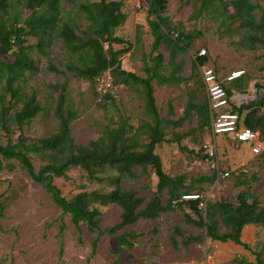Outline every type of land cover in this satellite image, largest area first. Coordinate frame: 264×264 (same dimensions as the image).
<instances>
[{
  "label": "rangeland",
  "instance_id": "rangeland-1",
  "mask_svg": "<svg viewBox=\"0 0 264 264\" xmlns=\"http://www.w3.org/2000/svg\"><path fill=\"white\" fill-rule=\"evenodd\" d=\"M108 1H123V11L131 17L129 22L116 31L118 37L135 46L121 58V66L128 72L144 77L143 65L149 60L154 42L147 24L146 0ZM9 3L11 9L7 19L10 24L18 22L22 25L33 13L25 0H9ZM86 3L87 0L64 3L61 20L65 23L75 22L80 30H85L90 23L80 12V6ZM256 3L264 8V1L258 0ZM201 4L202 0H168L166 16L175 30L198 36L193 51L179 59L184 61L186 66L183 75L187 78L192 75L193 62L202 50H206L208 65L219 69L223 79L236 71H243L255 78L245 94L236 93V99L241 103L239 105L262 99L264 93L258 97L253 86L259 83L264 88V75L260 73V69L264 68V47L257 46L251 51L243 46L242 42L250 33L238 29V25L234 28L227 25L221 27L224 18L207 12L200 13ZM228 11L229 14L233 13L231 7H228ZM261 15L262 12L257 11L258 18ZM139 35L141 43L136 45ZM28 44L34 47L31 58L38 72H27L18 82V86L24 96L36 92L43 111L24 128L23 139L33 142L58 131L55 111L62 93L68 96L79 114V118L72 124L75 143L86 146L99 139L109 125L108 118L113 116L114 112L104 111L100 107L102 97L97 95L95 86L65 71L66 65L78 63V60L72 58L65 50L63 41L56 34H52L43 51L36 47V38L29 36ZM121 48L123 46H115L116 50ZM159 53L168 60L169 54L164 47H161ZM194 82H197V78L188 84L177 86L158 87L154 83L157 88L156 102L163 119L167 120L172 116V113L168 115L169 102L178 113L186 107L187 93L194 88ZM3 92L0 85V94ZM200 93L206 95V90ZM9 100L10 96H7V101ZM116 107L134 128H139L143 121H149L145 101L136 89L121 86L116 96ZM178 113H175L173 118H180ZM117 121L119 122V117ZM14 130L10 136L0 130V144L6 145L8 140L16 144L21 133L18 127H14ZM166 131L167 142L156 152L161 157L166 174L185 179L186 185L200 192L208 203L236 202L237 195L247 189L240 185L241 180L245 178L243 175L247 178L256 176L258 181L250 184V191L257 196L261 205H264V161L261 157H253L245 144L238 145L225 138V135L219 136L216 139L217 160L207 161L202 159L204 153L200 149L211 139V131L199 128L197 116L182 128L174 129L168 126ZM178 136H184L181 146L188 151L180 149V145L175 141ZM1 162L4 171L0 174V264H203L207 254L214 256L215 264H245L255 263V253L262 252L264 227L245 228L242 240L253 249V252H249L234 243L213 242L206 236L205 229L186 220L187 214L193 218L195 216L189 208H185L184 211L162 214L156 220L141 219L115 235L100 237L97 252L93 255L92 245L99 237L98 234L89 233L84 224L77 229L70 216L63 214L45 190L21 169L17 161ZM33 163L37 171L46 164L36 156H33ZM224 173H229L230 176L224 178ZM215 175L213 183L196 182L202 178H213ZM54 183L68 200L84 192L110 191L100 184H91L82 169L71 170L67 178H56ZM157 183L154 170L149 168L147 173L140 175L136 180L124 181L121 187L124 190H135L138 197L144 198L145 207L155 194ZM163 199L166 200V196ZM94 208L101 212V231L105 232L120 224L122 210L118 206L96 205ZM62 226L65 227L63 233ZM176 228L181 231V236L175 235ZM221 230L225 232L226 228L221 226ZM125 233H135L139 238L132 248L126 247L120 251L118 236ZM174 237L178 242L177 249L172 243ZM189 238H197L199 241L185 246L183 242ZM262 258L264 259V253Z\"/></svg>",
  "mask_w": 264,
  "mask_h": 264
},
{
  "label": "trees",
  "instance_id": "trees-1",
  "mask_svg": "<svg viewBox=\"0 0 264 264\" xmlns=\"http://www.w3.org/2000/svg\"><path fill=\"white\" fill-rule=\"evenodd\" d=\"M69 1L76 0H25L33 13L21 25L18 22L14 24L8 22L11 5L9 0H0V85L4 91L0 94V130L10 136L15 131L14 127H18L21 133L16 144H13L12 140H8L6 145L0 144L1 160L17 161L21 169L45 190L63 214L70 216L72 224L77 229L84 224L89 233L98 234L99 237L92 245L93 255L97 252L100 237L115 235L141 219L156 220L162 214L184 211L185 208H189L195 216L193 218L187 214L186 220L205 229L206 236L213 242L234 243L246 251L253 252V249L242 241V236L248 226L264 227V205L262 206L257 196L250 191V184L257 182L258 178L256 176L247 178L243 175L245 178L241 180L240 185L247 189L237 195L236 202H210L207 203L205 210L201 211L198 209V202L184 201L183 197L194 193L202 194L187 186L182 177L174 178L166 174L161 157L156 152L167 142L168 126L179 128L194 115L198 117L199 128L210 129L212 134V116L207 94L202 98L198 94L206 90L200 68H211L215 72L219 82L227 90L229 98H232L234 93L245 94L255 78L247 73L241 79L228 84L220 75L219 69L208 65L207 53L206 56H198L193 62L191 77H183L185 64L179 58L193 51L198 36L175 30L171 20L166 16L168 0H146L147 24L154 42L149 60L144 63L143 71L146 78L141 79L121 67V58L135 47L116 35L117 29L124 26L128 19L127 14L123 12L124 2L87 0L86 4L80 6V12L90 25L85 30H80L75 22L65 23L61 20L62 5ZM257 1L202 0L199 11L224 18L221 27L227 25L234 28L238 25V29L249 32L250 36L242 43L253 51L257 46L264 47V8L256 3ZM228 7L233 9L232 14H229ZM257 11L262 12L260 18ZM52 34H56L63 41L65 50L72 58L78 60V63L66 65V72L95 86V89L97 78L110 72L118 89L123 86L138 90L145 101L149 121H143L139 128H134L129 119L121 115L116 107V96L119 92L116 95L109 93L100 101V107L104 111L114 112V115L108 118L109 125L99 139L86 146L77 145L72 137V124L79 118V114L68 96L62 93L55 111L58 131L33 142L23 139L24 128L43 111L37 93L24 96L18 86V82L27 72H38L31 58L34 47L28 44V38L29 36L36 38L38 40L36 47L43 51ZM140 43L139 35L136 45ZM115 46L123 48L116 50ZM161 47L169 53L170 60L167 64L164 56L159 53ZM260 73L264 75V68L260 69ZM195 78L199 87L188 93L189 100L183 118L176 122H166L161 118L156 106L153 82L157 81L159 86L179 85ZM7 96H10L9 101ZM230 111L239 115L240 126L250 128L259 134L263 151L255 157H261L264 161V97L239 106L232 103ZM182 139L184 136H178L175 141L182 151H188L181 146ZM236 144L240 145L237 142ZM33 156L46 163L38 171L33 163ZM202 159L208 161L206 156ZM1 160L0 174L4 171ZM149 168L154 170L158 183L155 194L143 207L144 198L138 197L135 190H124L121 185L124 181L136 180L140 175L147 173ZM74 169L84 170L91 184H100L106 188L105 190L109 188L110 191L84 192L68 200L62 195L54 180L67 178L68 172ZM215 179L216 175L196 182L213 183ZM164 196L166 200L163 199ZM96 205L103 207L116 205L121 208L120 224L105 232L101 231V212L94 208ZM221 226L226 228L225 232L221 230ZM64 229L62 226L61 233ZM175 235H182L179 228L175 229ZM138 238L135 233L118 236L120 251L126 247L132 248ZM197 241H199L197 238H189L183 244L189 246ZM172 243L177 249L178 242L175 237ZM263 253L264 243L262 252L255 253V263L245 264H264Z\"/></svg>",
  "mask_w": 264,
  "mask_h": 264
},
{
  "label": "built area",
  "instance_id": "built-area-1",
  "mask_svg": "<svg viewBox=\"0 0 264 264\" xmlns=\"http://www.w3.org/2000/svg\"><path fill=\"white\" fill-rule=\"evenodd\" d=\"M205 54V50H202L200 53L202 56ZM243 75V71L233 72L227 78V81L232 82L241 78ZM203 79L207 86L210 108L213 114L211 139L202 145L204 156H206L209 161L217 160L218 152L216 139L222 135L232 137L236 142L245 144L253 157L259 156L262 153V144L260 142L259 134L250 128L240 126L239 116L235 113L227 111L230 107V99L227 91L219 83L214 71L204 68ZM96 88L100 96H106L109 93L116 95L119 92V89H117L114 85V78L110 72H107L97 78ZM222 176L227 178L230 174L224 173ZM183 199L198 202V209L201 211L205 210L208 203L205 197L199 194L185 196ZM213 257L214 256L212 254H207L203 264H215Z\"/></svg>",
  "mask_w": 264,
  "mask_h": 264
},
{
  "label": "crops",
  "instance_id": "crops-1",
  "mask_svg": "<svg viewBox=\"0 0 264 264\" xmlns=\"http://www.w3.org/2000/svg\"><path fill=\"white\" fill-rule=\"evenodd\" d=\"M124 12V11H123ZM133 18V17H132ZM136 18V17H135ZM140 18V17H139ZM128 19H131V17H128ZM127 19V21L126 22H129V20ZM169 54V53H168ZM163 55V54H162ZM164 56V55H163ZM169 56V55H168ZM165 58V57H164ZM180 59V58H179ZM169 60H170V56L168 57V60L166 61V59H165V63L167 64L168 62H169ZM122 67V66H121ZM186 66L184 65V68H185ZM143 68H144V65H143ZM123 69V68H122ZM124 70V69H123ZM124 71H126V70H124ZM142 71H143V69H142ZM126 72H128V71H126ZM128 73H131V72H128ZM143 73H144V71H143ZM133 74V73H132ZM145 74V73H144ZM137 77H139V78H141V79H144V78H146V74H145V76L144 77H141V76H139L138 74H135ZM183 75V74H182ZM183 77H185L184 75H183ZM191 77V76H190ZM190 77H188V78H190ZM185 78H187V77H185ZM194 80V79H193ZM192 80V81H193ZM189 82H191V81H189ZM188 82V83H189ZM154 83H156V85L158 86V87H162V86H159L158 85V83H157V81H154L153 82V88H154V96H155V94H156V87H155V85H154ZM188 83H183V84H188ZM194 83H195V86H194ZM193 83V89H190L189 91H188V93L190 92V91H192V90H197V87H196V82H194ZM172 85H175V86H177L176 84H171V85H163V86H172ZM179 85H182V84H179ZM120 90L121 89H119V92H120ZM188 93H187V97H188ZM198 94H199V97L200 98H202L204 95H201V93L200 92H198ZM239 94V93H238ZM233 98V101H234V104L236 105V106H239V104H241L240 103V101L239 100H237L236 98H237V96H236V93H234V96L232 97ZM156 99V98H155ZM188 100H189V97H188ZM188 100H187V102H188ZM168 105H169V112H168V115H171V113H172V116H171V118L170 119H164L166 122H176V121H178L179 119H181V118H183V116H184V111H185V109H186V107L184 108V109H180V112L178 113L177 112V110H174V108H173V106H172V103L171 102H169L168 103ZM187 105V104H186ZM156 106H157V102H156ZM157 108H158V106H157ZM158 110H159V108H158ZM159 113H160V111H159ZM175 113H178V114H180L178 117H180V118H173V116L175 115ZM160 115H161V113H160ZM196 115H194V117H195ZM193 117V118H194ZM162 118V117H161ZM193 118L191 119V120H188V121H186L181 127H179V128H182L186 123H188V122H191L192 120H193ZM198 118V117H197ZM163 119V118H162ZM199 121V120H198ZM173 128V127H172ZM179 128H174V129H179ZM167 132V131H166ZM226 138H228V137H226ZM249 227H256V226H248V227H246V228H249ZM243 241V240H242ZM215 259H216V257H215Z\"/></svg>",
  "mask_w": 264,
  "mask_h": 264
},
{
  "label": "bare ground",
  "instance_id": "bare-ground-1",
  "mask_svg": "<svg viewBox=\"0 0 264 264\" xmlns=\"http://www.w3.org/2000/svg\"><path fill=\"white\" fill-rule=\"evenodd\" d=\"M206 51V50H205ZM201 53V52H200ZM207 53V52H206ZM204 56H206V54L204 55ZM200 57H203L202 55H200ZM204 68H207V67H203V68H200V75H201V78H202V81H203V83H204V85H205V88H206V94H207V97H208V93H207V86H206V84H205V82H204V79H203V69ZM208 69H211V68H208ZM212 70V69H211ZM237 72V71H236ZM215 73V72H214ZM244 75H245V72H244ZM243 75V76H244ZM217 76V75H216ZM242 76V77H243ZM241 77V78H242ZM217 78H218V76H217ZM241 78H239V79H241ZM239 79H237V80H239ZM237 80H234V81H237ZM219 81V80H218ZM234 81H232V82H234ZM226 82L227 83H230V82H228L227 81V78H226ZM220 84H222L221 82H219ZM118 89V88H117ZM225 89V88H224ZM226 90V89H225ZM227 91V90H226ZM96 92L98 93V91H97V88H96ZM228 93V92H227ZM99 94V93H98ZM99 96H100V94H99ZM100 97H104V96H100ZM228 97H229V95H228ZM230 99V107L228 108V112H231V113H233L232 111H230V108L232 107V103H234V101H233V98H229ZM208 102H209V98H208ZM209 108H210V103H209ZM210 112H211V108H210ZM238 115V114H237ZM211 116H212V119H213V114H212V112H211ZM239 116V115H238ZM240 118V117H239ZM226 136V135H225ZM228 137V136H227ZM229 139H232V140H234L232 137H228ZM235 141V140H234ZM236 142V141H235ZM238 143V142H237ZM241 144V143H240ZM201 149H202V147H201ZM262 151H263V148H262ZM185 197V196H184ZM184 200V199H183ZM184 201H193V200H184Z\"/></svg>",
  "mask_w": 264,
  "mask_h": 264
},
{
  "label": "water",
  "instance_id": "water-1",
  "mask_svg": "<svg viewBox=\"0 0 264 264\" xmlns=\"http://www.w3.org/2000/svg\"><path fill=\"white\" fill-rule=\"evenodd\" d=\"M253 87L257 91L258 97L264 93V88L259 83L254 84Z\"/></svg>",
  "mask_w": 264,
  "mask_h": 264
}]
</instances>
